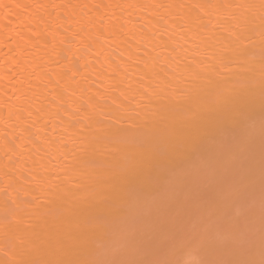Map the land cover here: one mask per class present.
<instances>
[{"label":"bare ground","instance_id":"bare-ground-1","mask_svg":"<svg viewBox=\"0 0 264 264\" xmlns=\"http://www.w3.org/2000/svg\"><path fill=\"white\" fill-rule=\"evenodd\" d=\"M18 2L88 4L89 9L77 10L76 19L93 18L75 39L71 32L76 26L67 22L68 33L60 29L55 40L32 38L29 26L15 18L12 30L0 31V137L7 132L10 140L27 129L24 145L11 153L12 161L26 168L32 159L42 158L49 170L37 168L36 173L52 181L46 187L28 184L29 195L19 196L27 207L17 214L27 223L16 227L19 236L33 245L29 258L64 264L90 260L199 264L202 253L190 241L204 232L226 235L230 226L217 205L230 200L233 185L245 172H253L259 180L264 158L259 57L251 67L226 61L223 69L201 73L202 80L195 87L177 89V99L168 90L156 95L141 90L128 100L116 94V103L101 102V111L83 128L73 122L75 142L62 153L45 152L49 138L67 136L63 131L67 120L62 112L56 116L54 100L66 98L73 90L94 93L105 88L111 77L122 85L136 86L145 65L170 60L173 48L184 54L181 49L187 45L173 22L165 24L154 9L140 6L195 0ZM95 4L124 7L97 10L91 8ZM55 11L63 15L65 10ZM21 16L27 19V14ZM3 143L0 139V165L8 163ZM29 148L34 150L29 152ZM66 161L72 162L71 169L60 172ZM207 168L213 172L211 187L202 201H191L186 212L180 210L182 198L166 206L152 203L177 174H186L185 187L193 188L200 182L196 175ZM0 199L11 203L7 193L0 194ZM230 211L236 216L240 208L234 205ZM253 258L259 261L258 242Z\"/></svg>","mask_w":264,"mask_h":264},{"label":"snow or ice","instance_id":"snow-or-ice-1","mask_svg":"<svg viewBox=\"0 0 264 264\" xmlns=\"http://www.w3.org/2000/svg\"><path fill=\"white\" fill-rule=\"evenodd\" d=\"M88 4H46L43 2L20 3L18 0H0V31L12 30L13 18L20 25H28L32 38L40 39L53 37L55 40L58 31L64 30L65 23L76 27L71 32V38L75 39L85 27L93 23L91 16L85 20L83 17L76 19L77 10L89 9ZM124 7L123 5L95 4L91 8ZM136 7V5H127ZM140 7H149L155 10L159 20L165 24L169 20L173 22V28L177 29L181 38L187 45L178 52L175 48L169 53L170 60L165 63L154 62L145 65V74L141 82L136 86L123 84L122 81L111 77L110 83L103 89L85 95L84 90L77 94L76 90L67 93V97L61 96L55 100V114L61 112L67 120L63 131L67 136L58 139L49 138L46 141L45 152L62 153L68 144L75 142L77 132L72 128L73 122H79L81 128L85 123L91 122L93 117L101 111L100 104L105 100L116 103L114 96L118 94L125 100L135 96L139 91L156 95L158 91H167L172 99H177V89L183 87L191 89L196 82L201 81V73H209L216 67L223 69L226 61H235L251 67L256 64L259 57L260 79L264 84V0H195L191 4L176 2H159ZM58 9L65 10L63 15ZM31 10V11H29ZM27 14V19L21 16ZM8 21L4 24L2 21ZM101 22H103L101 20ZM16 34L23 39L20 31ZM11 39V38H10ZM71 71V69H69ZM230 71V69H229ZM75 72H72L74 79ZM114 81V82H113ZM187 81V83H186ZM67 90L65 89V92ZM119 106V105H118ZM139 106V105H138ZM43 109H37V115ZM126 111V110H125ZM28 112V116H32ZM52 115L50 111L48 113ZM13 113L9 112V118ZM56 117L53 116V120ZM16 119L20 120L19 114ZM64 124L65 121L61 120ZM19 136H13L10 140L5 132L0 139L4 140L3 150L8 157V163L0 165V194L7 193L10 204L0 199V230L3 231V239H0V264H64L59 260L37 261L30 259L28 251L33 247L31 243L22 239L17 231V225L27 223L17 214V210L26 208L19 202V196L29 195L25 186L35 183L37 186L46 187L52 184L51 180H42L38 177L36 169L48 171L46 165L32 159L29 167L14 163L11 153L16 152L25 143V132ZM19 139V143L17 140ZM34 149L29 148L32 152ZM35 151L39 152L37 148ZM31 159V157H29ZM72 162L66 161L59 168L60 172H68ZM196 176L200 182L193 188H186V174H177L168 185L158 192L156 200L152 201L157 206H166L182 198L180 210L187 211L191 201H202L211 187L210 179L213 176L212 169H201ZM27 177L28 179H25ZM257 183L259 188L257 189ZM239 206L240 212L233 216L230 209ZM217 211L229 224L226 235H217L214 232H204L195 236L190 243L202 253L199 264H264V158L261 161L259 180L251 172H245L233 185L232 196L227 203L217 205ZM5 216L8 217L7 222ZM259 246V261L255 256ZM85 264H109L107 261L90 260ZM137 264V262H133ZM140 264H170V262H140Z\"/></svg>","mask_w":264,"mask_h":264}]
</instances>
